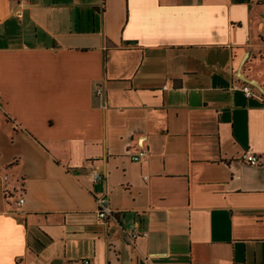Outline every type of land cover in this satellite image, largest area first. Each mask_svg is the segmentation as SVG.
<instances>
[{
	"label": "crops",
	"instance_id": "obj_1",
	"mask_svg": "<svg viewBox=\"0 0 264 264\" xmlns=\"http://www.w3.org/2000/svg\"><path fill=\"white\" fill-rule=\"evenodd\" d=\"M243 83L264 95V0H0V264H264Z\"/></svg>",
	"mask_w": 264,
	"mask_h": 264
},
{
	"label": "built area",
	"instance_id": "obj_2",
	"mask_svg": "<svg viewBox=\"0 0 264 264\" xmlns=\"http://www.w3.org/2000/svg\"><path fill=\"white\" fill-rule=\"evenodd\" d=\"M165 89H167V87H165ZM235 89L241 90L247 99H253L255 97H258L261 100L262 104L264 105V95L257 94L253 86H251L250 84L243 83L240 85H234L232 87V90ZM95 92L100 97L104 96L105 93L104 88L101 85L96 86ZM145 157H146L145 150H141L140 152L132 156V160L139 162ZM242 161L246 162L251 166H258L260 164V158L257 156V154H254L251 151H247L243 154ZM104 178H105L104 174L100 172L98 169L93 170L92 180L94 183H97L98 181L103 180ZM5 180H7V177L5 178ZM24 201H25L24 199H20L18 204L21 205L24 203ZM96 204H97V212L101 219H106L114 214V210L111 206V200L109 194L105 193L98 195L96 197ZM147 235H148L147 231L142 230L139 227V224L137 223L133 227L132 231L128 234V237L132 243H136V241L139 238L146 237ZM91 263L92 262L90 258H84L80 260H75L70 264H91Z\"/></svg>",
	"mask_w": 264,
	"mask_h": 264
}]
</instances>
